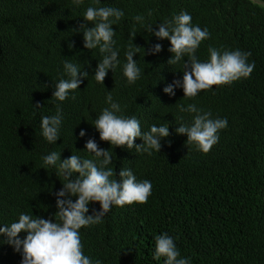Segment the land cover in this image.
I'll list each match as a JSON object with an SVG mask.
<instances>
[{
  "label": "trees",
  "instance_id": "trees-1",
  "mask_svg": "<svg viewBox=\"0 0 264 264\" xmlns=\"http://www.w3.org/2000/svg\"><path fill=\"white\" fill-rule=\"evenodd\" d=\"M89 4L85 0L77 8L71 0H0V224H10L22 212L47 218L56 211L49 192L65 181L55 168L44 169L43 155L56 151L62 159L72 154L92 158L83 150L87 137H79L81 129L101 147H111L99 140L92 125L107 107L104 101L111 91L124 114L140 120L142 131L152 124H170L171 135L151 156L110 148L113 170L131 168L138 180L151 181L152 194L143 204L113 206L103 223L82 228L85 254L103 264H163V258H152L154 236L168 232L191 264H264V7L259 6L264 0H101L100 6L125 12L114 26L121 67L109 71L105 84L91 74L102 59L99 49H85L83 33L75 31L84 23L82 14ZM181 11L211 34L197 51L201 61L209 58V46L250 52L248 62L255 63L250 77L213 86L193 100L184 98L182 89L175 97L165 94L163 88L182 75L183 66L168 65L170 42L157 41L132 18L143 14L147 23L156 24ZM134 27L133 43L140 46L134 59L142 74L128 85L122 64ZM149 39L162 43L164 50L145 55ZM65 60L90 74L74 98L63 102L61 139L49 144L40 135V120L55 114L52 84L67 78ZM193 102L210 110L213 119L228 120L207 153L175 133L181 117L183 123L192 120L176 105ZM93 206L99 208L98 202ZM3 239L0 264H20L21 255Z\"/></svg>",
  "mask_w": 264,
  "mask_h": 264
},
{
  "label": "clouds",
  "instance_id": "clouds-1",
  "mask_svg": "<svg viewBox=\"0 0 264 264\" xmlns=\"http://www.w3.org/2000/svg\"><path fill=\"white\" fill-rule=\"evenodd\" d=\"M75 7H80L85 0H71ZM257 4L258 0H251ZM101 0H90L84 10V23L76 32L83 33V47L88 50L99 49L102 59L92 71L98 84H105L109 71L115 72L121 67V47L117 45L116 28L124 17L121 8L100 6ZM259 6L264 7V4ZM152 12H148L150 17ZM133 21L151 33L157 41L170 42L168 52L172 55L168 65L182 64L181 76L173 79L163 88L165 94L175 97L176 90L182 89L183 97L193 100L201 91L213 90V86L231 84L241 78L250 77L255 63H249L250 52L240 49L228 50L209 46L208 59L201 61L197 51L203 41L210 39L207 27L193 24L192 16L187 11L174 14L170 19L151 24L143 14H137ZM89 23L92 25L89 27ZM137 37L135 27L129 33V42L124 49L125 62L122 64L123 76L128 85L135 84L142 74L134 57L139 54L140 46L134 41ZM145 55H157L164 50L160 42L152 44ZM70 49L75 43H69ZM187 57V59H186ZM91 65L89 64V67ZM64 77L52 84V98L56 101L54 115H42L40 135L49 144H56L61 139L64 121L63 102L88 80L90 74L80 65L65 60ZM175 72V71H174ZM74 98V96H72ZM100 114L92 124L99 133V140L110 146L119 147L137 154L153 155L160 152L162 141L171 135L170 124H152L147 131H142L141 122L136 116L124 114L121 104L109 91ZM41 104H35L39 108ZM181 113L192 116L191 123H183L180 118L175 133L187 136V144L195 145L198 151L207 153L218 143V132L228 127L227 118H212V112L198 107L196 103L176 105ZM85 138L84 149L92 158L71 155L62 159V154L52 151L42 156L44 169L55 168L56 175L63 177L64 183L58 190L49 192L55 197L56 211L45 218L43 215L20 213L10 224H0V237L11 245L22 257L20 264H103V262L84 252L81 229L103 223V218L113 206L124 207L133 203H146L152 194L150 180H138L131 168L113 170V155L110 148H103L95 136H89L86 129L79 132ZM140 139L142 143H136ZM118 176V178H116ZM98 202L99 208L94 207ZM23 234V235H21ZM155 250L152 258L163 264H191V257H182L174 238L163 232L154 236Z\"/></svg>",
  "mask_w": 264,
  "mask_h": 264
}]
</instances>
